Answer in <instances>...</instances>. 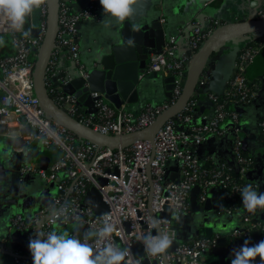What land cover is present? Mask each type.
<instances>
[{
    "label": "built area",
    "instance_id": "2783aa9c",
    "mask_svg": "<svg viewBox=\"0 0 264 264\" xmlns=\"http://www.w3.org/2000/svg\"><path fill=\"white\" fill-rule=\"evenodd\" d=\"M39 10V22L33 27L39 29L38 36L25 37L23 31L11 28L6 16L0 15V35L10 34L15 46L14 54L0 59V135L11 139L16 151H24L38 141L43 149L56 147L62 155L51 159L46 169L40 161H29L20 166L21 181H25L29 175H36L45 183L55 185L57 193L29 218L16 213L11 219L12 226L27 231L29 238L38 232H43L42 238H46L56 225L69 227L76 224L77 229L70 230L69 234L83 240L86 231L99 229L104 219H108L114 226L108 242L130 250L124 259L125 264H140L142 258H137L133 253L136 244L144 248L138 236L149 233L156 235L155 231L158 230L168 235L173 243L164 254L150 256L156 260V264H205L204 253L215 247L220 237H198L178 242V229L174 221L190 209L191 192L196 185L200 188L198 200L201 204L205 203L214 186L226 189L220 194L221 199H232L240 189L236 182L230 181L227 173L229 164L222 162L214 168H205L194 148L210 134H224L225 128L221 124L226 119L234 122L237 136L233 150L240 172L245 174L254 166L253 157L242 153L240 112L230 109L228 102L233 98L230 100L227 95L232 93L234 96L236 92L242 104L251 102L256 95L246 74L257 54L258 46L251 43L257 38L256 35H248L243 40L232 80L235 91L226 90L224 98L216 93L209 94L215 103V113L211 117H204L200 124L180 127L182 122H191V115L186 113L196 103L191 98L181 113L163 124L153 140L142 139L126 148H112L78 138L42 108L34 91L33 72L47 30V0ZM93 15V6L76 10L73 0H60L59 28L46 71L48 91L68 114L102 134L123 135L146 128L179 98L185 84L184 72L216 27H203L196 22L192 37L185 44L171 37L161 52L150 56V72L175 77L170 101L159 105L146 103L139 112H134L127 107L117 109L99 92H95L92 96L97 98V111L88 113L79 108L74 96L64 94L62 85L70 73H65V76L60 73L63 69L62 59L66 57L73 63V70L87 76L76 40L80 24ZM253 17L264 18V8ZM32 55L33 60L30 58ZM206 72L199 79L200 86L209 79ZM260 128L264 133V119L260 121ZM171 158L179 161V176L176 179H171L166 173ZM103 178L108 180L107 183L101 182ZM93 187L108 205V210L101 215L84 204L85 196ZM166 207L172 211V220L158 216ZM54 210L56 216L52 215ZM226 212L233 214V208H227ZM254 216L256 213L247 212L242 219L246 226L234 229L231 237H244L250 242L254 240L256 230L264 235V220L253 221ZM154 221L159 222L155 227ZM15 259L22 264H33L32 255L16 253Z\"/></svg>",
    "mask_w": 264,
    "mask_h": 264
},
{
    "label": "crops",
    "instance_id": "0c3cea01",
    "mask_svg": "<svg viewBox=\"0 0 264 264\" xmlns=\"http://www.w3.org/2000/svg\"><path fill=\"white\" fill-rule=\"evenodd\" d=\"M136 5L145 14L148 22L159 20L164 25L166 43L171 37H175L179 43L185 44L192 37L196 22L203 27L213 26L215 29V27L226 23L245 20L264 8V0H136ZM73 6L76 10H82L89 6L94 7V15L80 24L76 40L81 60L88 62L95 50L108 45L116 37L120 31V23L112 22L105 26L101 22L105 18V13L99 0H73ZM261 37L262 41L255 44L258 46L256 57L246 71L248 78L254 82L257 88L256 95L251 102L242 104L238 108L244 147L255 160V166L250 171V176L262 183L260 190L263 191L264 144L258 138L260 121L264 119V35ZM242 47L243 41L238 43V47L230 43L214 55L206 70L211 85L218 82L219 86H224L225 82L223 84L222 80L232 77ZM62 66V70H66L65 73H71L73 70V63L66 57L62 59ZM167 76V73H158L157 78L152 77L150 85L139 101L130 105L131 108L125 107L139 112L146 103L159 105L167 102L169 98L165 96L163 81ZM199 101L203 114L196 117L195 124L202 123L204 117L212 116L210 108L212 100L209 93L205 92L200 95ZM231 126V123H227L224 127V134H210L200 145L194 146L196 154L201 160L212 158L216 162L237 165L233 150L237 135ZM43 151L44 149L38 141L33 142L24 151H16L11 145V140L0 135V264H22L16 261V253L31 256L30 238L24 231L13 228L12 217L16 213H22L27 218L31 217L40 206L44 205L45 201L48 202L57 193L55 185L45 183L36 175H29L25 181L20 180V166L29 161L41 162V157L47 155ZM167 175L170 178H178V164H168ZM210 194L214 205L211 210L201 212L193 210L191 205L188 211L175 219L178 242L192 240L203 234L206 237V228L212 229L213 235L218 233L227 235L236 228L246 226L240 214H228L222 210L221 197L216 196L214 191ZM17 199H20L17 204L12 203ZM6 213L9 215H5ZM72 229H77L76 224L69 227L56 225L54 228L58 233L62 231L70 233ZM211 250L208 249L204 253V263L219 264L218 258L213 255Z\"/></svg>",
    "mask_w": 264,
    "mask_h": 264
},
{
    "label": "water",
    "instance_id": "95a60500",
    "mask_svg": "<svg viewBox=\"0 0 264 264\" xmlns=\"http://www.w3.org/2000/svg\"><path fill=\"white\" fill-rule=\"evenodd\" d=\"M47 2V30L33 72L35 94L42 108L56 122L66 127L78 138L98 146L126 148L138 140H153L163 124L176 117L187 106L196 92L200 77L207 70L209 62L216 53L230 43L238 47V43L242 42L248 35L254 34L256 37L264 35V18L250 17L217 27L192 58L187 68L181 95L153 124L128 134L106 135L95 131L68 114L54 101L48 91L46 71L59 28L60 0H47ZM147 20L145 14L137 8L135 3L132 16L120 23V31H118L116 37L108 45L95 50L93 55L89 57L88 62H83L86 66L87 76L84 77L75 69L72 70L70 76L66 78V82L62 85V91L65 95L74 96L79 108L88 113H95L97 111V98L92 96L95 92H99L117 109H122L125 106L131 108L130 105L136 104L144 94L151 83L152 77H158V73H151L148 70V60L152 54L162 51L166 43V31L159 20H149L151 22ZM133 26L138 27V30H134ZM30 35L38 36L39 29H30ZM174 80L173 75H168L163 80L167 98L172 97ZM50 162L51 158L48 155L41 157L43 168H48ZM170 163H176L179 166V161L175 158H171L168 164ZM166 173L168 174V167ZM171 179L176 178L172 177ZM107 181L105 178L101 180L103 184ZM199 190V186L196 185L191 192L190 203L193 210L201 212L211 210L214 206L211 194L205 203L201 204L198 200ZM19 200H14L12 203L17 204ZM46 203L47 201L43 204ZM84 204L91 206L98 215L108 210V205L95 187L88 191L84 198ZM5 215L9 214L6 213ZM158 216L167 217L170 220L173 218L169 207H166ZM157 232L160 231H155V233ZM24 233L28 236L27 231H24ZM205 234L207 238H211L213 236L212 229L206 228ZM228 237V235L220 236L217 245L211 250L213 255L218 258L219 264H231V260L234 258V250H239L246 240L244 237H239L230 242ZM262 240H264L262 232L255 231L254 240L249 242V246ZM133 253L137 258H142L140 264H156V260L151 259V255L146 254L144 248H139L138 244L134 245ZM252 263L261 264L259 257ZM121 264H125L124 261Z\"/></svg>",
    "mask_w": 264,
    "mask_h": 264
},
{
    "label": "clouds",
    "instance_id": "9594fccd",
    "mask_svg": "<svg viewBox=\"0 0 264 264\" xmlns=\"http://www.w3.org/2000/svg\"><path fill=\"white\" fill-rule=\"evenodd\" d=\"M45 3L46 0H0V15L8 18L12 29L23 31L27 37L30 35V30L24 29L27 18ZM99 3L105 13L101 22L108 26L112 22L122 23L129 19L136 0H99ZM133 29L138 30V27L133 26ZM4 43L3 38H0V46ZM240 195L243 209L248 213L255 214L257 209L264 210V192L258 193L248 184L240 190ZM52 215H57L55 210ZM158 223L154 221L153 227ZM113 232L114 226L108 219H104L99 229L86 231L83 240L67 231L58 233L52 230L46 238H42L43 232H38L29 240L33 264H121L130 250L108 242ZM138 239L142 241L146 254L151 256L164 254L173 243L163 232H157L156 235L142 234ZM257 257L264 264V240L252 246L245 240L239 250H234L231 264H252Z\"/></svg>",
    "mask_w": 264,
    "mask_h": 264
},
{
    "label": "trees",
    "instance_id": "16d2710c",
    "mask_svg": "<svg viewBox=\"0 0 264 264\" xmlns=\"http://www.w3.org/2000/svg\"><path fill=\"white\" fill-rule=\"evenodd\" d=\"M39 19H40V10L36 9L33 11L32 15H30L27 18L26 23H25V30H28L29 28L36 27L38 22H39ZM0 38H3V40L5 42L3 46H0V59L3 56L14 54L15 53V46L12 43L11 35L10 34L0 35ZM260 41H262V37H257L251 43L256 44ZM30 58L33 60V55ZM65 72H66V70H62L61 75L65 76ZM186 75H187V71L184 72V78H186ZM230 77L229 78L226 77L225 79L222 80L223 84L225 82L224 86L223 85L219 86L218 82H216V84L211 85L210 79H208V81L206 82L205 85H203V86L198 85V87L196 89V93L192 97V99L196 100V103H195V105L192 106L191 111H186L187 114L191 115V122L190 123H183L182 122V123H180L181 124L180 127L185 128V127H189L192 124H195L194 120L196 119V117H198L200 114H203V112L200 109L201 103L199 101L200 95H202L203 93H205V92H207L209 94L210 93H216L220 98H224L226 95V92H225L226 90L234 92L235 87L232 84L234 74L232 75L231 78ZM248 80H249V84L251 85L252 89L254 91H256L257 88L255 87L254 82L252 80H250L249 78H248ZM206 88H207V90H206ZM227 97L230 100L233 98L232 101L228 102V106L230 107V109L235 110V111H240L238 107L242 106V103L239 101V95L235 92L234 96L231 93L230 96L227 95ZM168 101H170V98L168 99ZM210 108H211V113H212L211 115H213L215 113V103L213 101H211ZM227 123H231L232 124L231 128L234 129V122L230 118L226 119V121H224L221 124L222 127H225ZM258 138L261 139L263 144H264V133L262 132L261 128H260V133H259ZM242 141H243V138H242ZM241 150H242L243 154H248L247 151L245 150L244 142H243V146L241 147ZM43 152L46 153L52 160H55L62 155L61 150L56 148V147L44 149ZM220 163H222V162H216L212 158L202 159L203 167L208 168V169L214 168L217 165H219ZM254 166H255V162H254ZM253 167L250 170H248L245 174H242L240 172V167H239L238 163L236 166H232L229 164V169H228L227 173L230 175V178H231L230 181L236 182V184H238L240 186V189L235 193V195L232 199H222V201H221L222 202V210L224 212H226L227 208L232 207L233 208V214H240L241 218L243 219L245 217V215L247 214V211L243 209L240 190L243 187L247 186L248 184H251L253 186V189L258 191V193L264 192V188L262 189L263 191L260 190L262 183L258 180L253 179L250 176V171L253 169ZM211 190L216 193V196L217 195L220 196V194L223 193L226 189H224L218 185V186H214V188H212ZM211 190H210V192H212ZM263 217H264V210L257 209L256 216H254L252 218V220L253 221L264 220ZM222 235L223 234L218 233L216 235L214 234L213 237H220ZM227 235L229 236L228 240L230 242L234 240V238L231 237L230 234H227ZM202 236L205 237L204 234ZM202 236H200V237H202Z\"/></svg>",
    "mask_w": 264,
    "mask_h": 264
}]
</instances>
